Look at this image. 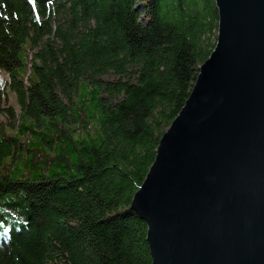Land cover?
Masks as SVG:
<instances>
[{
	"label": "trees",
	"instance_id": "1",
	"mask_svg": "<svg viewBox=\"0 0 264 264\" xmlns=\"http://www.w3.org/2000/svg\"><path fill=\"white\" fill-rule=\"evenodd\" d=\"M218 32L215 0H0V160L25 169L0 221L28 210L0 264H152L132 201Z\"/></svg>",
	"mask_w": 264,
	"mask_h": 264
},
{
	"label": "water",
	"instance_id": "2",
	"mask_svg": "<svg viewBox=\"0 0 264 264\" xmlns=\"http://www.w3.org/2000/svg\"><path fill=\"white\" fill-rule=\"evenodd\" d=\"M215 50L131 210L152 264H264V0H215Z\"/></svg>",
	"mask_w": 264,
	"mask_h": 264
},
{
	"label": "rangeland",
	"instance_id": "3",
	"mask_svg": "<svg viewBox=\"0 0 264 264\" xmlns=\"http://www.w3.org/2000/svg\"><path fill=\"white\" fill-rule=\"evenodd\" d=\"M2 72L4 71H0V76L4 74ZM2 76L3 78H6L5 75H2ZM105 79L115 80L116 78L113 75H110L109 77H106ZM85 92H86L85 90L82 91L83 94H86ZM63 99L65 102H68L67 98L63 97ZM110 102L114 103L115 100H110ZM12 106H15V108L18 110L15 97L12 95H8L7 100L0 104V109L9 108ZM0 117L3 120H7L6 115H4V113L0 112ZM11 123L13 125L9 126L10 131L16 132V127H15L16 123L13 120ZM10 161L12 162V159L10 160V158L0 160V182L1 184L6 185L8 184L10 180H12V178L19 179L22 177V176L20 177V174L23 172L24 168H22L21 165H17V164L11 165ZM5 195L7 196V199H9V197L11 198V196H13L14 194L9 192V193H6ZM6 196H3V198H0V200L4 202V199ZM6 212L7 213L4 214L6 217V220L0 221V245L3 243L4 240L8 239L12 228L19 229L22 223H25L27 221V217H28V210L26 209V207L25 208L23 207L21 210L19 209V211L16 210V212L14 211L12 213L9 211H6ZM9 213L14 215L15 217L13 219L10 218L11 216L9 215Z\"/></svg>",
	"mask_w": 264,
	"mask_h": 264
}]
</instances>
